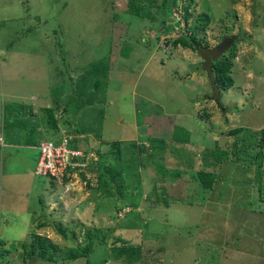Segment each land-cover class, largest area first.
<instances>
[{
	"label": "rangeland",
	"instance_id": "374dc122",
	"mask_svg": "<svg viewBox=\"0 0 264 264\" xmlns=\"http://www.w3.org/2000/svg\"><path fill=\"white\" fill-rule=\"evenodd\" d=\"M137 1L148 11L146 18L129 14L126 0H0V125L6 102H14L11 117L25 122L23 130L12 131L9 146L2 145L0 136L3 171L35 165L37 144L25 148L20 145L24 138L57 142L59 131L78 138L80 150L95 144L100 157L108 155L105 161L122 164L121 184H114L121 191L118 197L94 188L95 170H84L90 187L77 174L66 186H50L48 177L30 170L20 176L22 183L15 179L14 185L20 184L11 189L13 193L2 179L1 204H16L18 212L12 228L0 236L4 242L0 264L8 258L14 259L9 264H22L20 243L27 246L31 234L68 248L81 247L90 237L88 254L67 264H263L264 141L260 179L247 160L224 161L212 168L207 164L211 156L205 153L210 154L215 143L227 147L230 142L240 144L242 137L252 135L255 142L261 138L264 0L190 2L193 27L200 14L209 17L203 30L194 28L201 53L224 35H235L226 50L212 57H228L232 78L230 87L219 89L218 100L202 64L204 54L165 43L177 30L169 20L163 27L159 22L162 0ZM176 19L182 24L180 16ZM127 48L129 57L122 53ZM103 59L108 70L106 89L96 97L102 101L78 109L75 92L80 87L75 88L74 82L87 74L89 62ZM84 83L81 90L94 92L91 83ZM43 107H50L57 118V131L47 126ZM174 124L188 129L186 144L169 139ZM235 128H239L236 133L227 134ZM84 133L90 138L86 144L79 139ZM144 133L166 137L165 144L147 152L141 149L139 154L136 144L142 148L149 144L142 138ZM112 140L121 142L124 163L115 159ZM16 144L21 146L18 150L10 147ZM202 169L217 174L213 189L205 194L195 179ZM181 171L185 173L175 175ZM30 180L40 184L45 200L48 196L58 200L43 205L41 215L34 213L31 227L19 237L18 223L29 212L23 194L28 195ZM45 186H50L47 192L41 190ZM0 218L5 221L11 214L1 212ZM41 218L47 224L37 227ZM50 222L65 226L66 237ZM116 238L119 248L120 241L137 244L142 252L139 259L126 263L123 256L114 258L109 248ZM37 261L27 259L30 264H59Z\"/></svg>",
	"mask_w": 264,
	"mask_h": 264
},
{
	"label": "trees",
	"instance_id": "16d2710c",
	"mask_svg": "<svg viewBox=\"0 0 264 264\" xmlns=\"http://www.w3.org/2000/svg\"><path fill=\"white\" fill-rule=\"evenodd\" d=\"M191 1L192 0H183L182 2H180V0H170V3H169L168 0H162L161 7H160L161 13L159 15L160 17L159 22L162 24V27H163V24L166 20L172 21V24L175 25V28L177 30V34L173 36L171 39H167L165 43L168 42L172 44L174 47L176 45L177 46L179 45L182 48H189L190 50L195 51L197 52V54L200 55L201 54V52L199 51L200 43L198 42V38L195 37L194 28L200 31L203 30L204 27L208 23L209 17L207 14H200V18L197 20V22H195V27H193V23L189 22V17L192 14L191 11L189 10V5ZM126 6H127L128 13L136 16L137 18H146L147 16H149L148 11L143 10L141 7V4H139L137 0H126ZM174 12L177 14V16H180L183 26H180L182 24H180L178 19H176L177 17L173 16ZM122 53L124 56L129 57L130 55L129 48L125 49ZM209 66H210L209 78L213 81V84L217 87V89H227L228 87L232 85V78L228 74L229 67H230L228 57H225V59H223L222 56H219L218 58H214V59L211 58L209 62ZM86 72L87 74L86 73L82 74L74 82L75 88L78 86L80 87V89L79 90L76 89L77 91L75 92V97L77 98L76 106L78 109H81L84 105L100 103L102 99L99 100V98H96V97L98 96V93L100 96H102L106 89L105 85H106L108 70H107V63L106 61H104V59L89 62ZM78 81L80 83H78ZM86 81L91 83V86L93 87L94 92H90V91L87 92L85 91V89L81 90V88L84 87V84H85L84 82ZM13 103L14 102L3 103V107H2L3 118H2L1 126H2V131L4 134L8 133V131L20 130V129L23 130V127L25 126L24 120H20L16 118L13 119L11 117L10 112L14 106ZM42 109L44 111V114L46 115V119H47L46 123L48 124L47 126L51 128L52 131H57L59 124H58V121H56L57 118L55 116H52L51 108L43 107ZM161 128L165 129L164 126H161ZM32 130L33 128H30L29 131H27V133L29 134ZM238 130L239 128L228 130L227 134L232 135L233 133H236ZM83 131L87 132V130H83ZM154 133L158 134V131H155ZM260 133H261V138L256 142L254 141V138L252 137V135H250V138L242 137L240 144H237L236 142H233V143L230 142V143L225 144L226 146L228 145L227 147H221L220 145L216 146V143H215V146H213L210 150V154L205 153L206 155L211 156V159L207 162V164L211 166L212 168H215L216 166L220 165V163L224 161L232 162V161H238L240 159L244 161L247 160V165L252 167L254 177H257L258 179H260V176H259L260 168L259 167H260V163L262 160L260 147L262 145V142L264 141V129H262ZM155 134L151 135L149 133L147 135L144 133V137L142 136V138L148 141L149 144L147 146L144 145L142 148V145L137 143L136 148L139 154H140L141 149H143L142 151L147 152L148 149L154 150L158 148L157 146L160 145L161 147V145L165 144L166 137L155 135ZM100 137H101V134H100ZM168 137L173 143H179L181 145L186 144L190 139L188 129H186L183 126H177L175 124L171 125L170 134L168 135ZM87 138H88L87 136H79L80 141H83L84 143H87L88 141ZM77 139L78 138H75L72 141H68V145L70 147L77 148L78 146L76 142ZM37 141H36V144H38ZM40 141H43V140H40ZM23 143L33 144L35 143V140L30 136V137L24 138ZM120 143H121L120 141L112 140L110 142V146L113 149L112 152L115 155V159L118 162L124 163L123 161H125V158L121 160V156H120V152L118 148ZM87 152H92L94 155V159L90 157V159H92L93 161L90 163L87 161V164L85 165V170L87 171L95 170V173H94L95 174V187L94 188L99 189L100 192H105L106 194H108V196H112L114 192V195L118 197L121 191L119 190V188L116 189L114 187V184L116 183V181H118V184H121L120 172L118 168L121 167L122 164L117 163V165L115 164L113 166V164H111L109 160L105 161L108 155L106 154V156L102 155V157H100L99 152H97L94 146L84 147L83 148L84 155ZM135 158L137 157L135 156ZM34 168H35V165H34ZM34 168H33V173H34ZM160 172H161L160 174H162V170ZM184 173L185 172L182 173V171L180 173L176 172L175 175H178V174L181 175ZM34 174L39 177H48L49 178L48 185L50 186L53 185V183H56L52 176H47V175L43 176V175H38L36 173ZM78 175L82 178V180L86 181L85 185L90 187L89 178L85 177L84 171L78 172ZM215 175H217L215 171H205L203 169L198 171V174L195 176V179L198 182L202 190V193L205 194V190L211 191L213 189ZM67 179H68L67 177H63V182H66ZM191 179L193 180L192 174H191ZM38 186H40V184H38ZM50 186H45L44 188H41V190L43 189L44 191L46 190L47 192V189H50ZM258 186L261 188L260 183L258 184ZM42 197L43 196L41 195L39 197V200L34 201V205H33L34 207H36V210H39L40 212L42 211V206L44 205L43 203L44 201ZM160 198L162 197L160 196ZM164 199H163V202L165 201ZM168 200L170 201L171 198H169ZM164 204H167V202H164ZM49 214L51 215V212ZM35 224L37 226H45L47 224V220L42 219L41 221L40 220L36 221ZM50 225L52 229L56 231L57 233H59L63 238L66 237L65 231L67 230V228L65 226L63 227L61 223L53 224L52 222H50ZM31 235H32L31 239H29L27 246L22 245V243H20V247L22 248V251H23L22 254L20 253L21 255H23L22 261H21L22 264H30L27 262V259H31V260L34 259L35 261H37L38 259V261L40 262H43L42 260H45V261L53 262V263L58 261L59 264H67V262L72 261L78 257L86 256L88 252L91 250V241H90L91 238L90 237L87 238L88 242L85 243L83 246L81 247L74 246V247L68 248V247H58L57 245L53 244L45 236H41L39 234H31ZM118 241L119 239L116 238L114 242L111 243V246L109 248L114 258H119L123 256L124 261L126 263H131L139 259V254L141 255L142 252H140V248L137 244L120 241L118 243L120 244L119 245L120 248H119L116 245V242ZM3 244L4 242L0 240V247H2ZM263 245H264V239H263ZM4 251L5 253H7L6 250ZM20 254L18 253L16 256H19ZM54 255H57V256H54ZM0 256H2L1 253H0ZM10 260L12 261L14 259L8 258L6 261L2 263L9 264L8 262ZM263 264H264V252H263Z\"/></svg>",
	"mask_w": 264,
	"mask_h": 264
},
{
	"label": "built area",
	"instance_id": "2783aa9c",
	"mask_svg": "<svg viewBox=\"0 0 264 264\" xmlns=\"http://www.w3.org/2000/svg\"><path fill=\"white\" fill-rule=\"evenodd\" d=\"M69 137L62 135L57 142L43 140L37 144L38 157L34 173L52 176L57 184L66 185L75 174L83 172L89 154L68 145ZM63 177L67 181L63 182ZM87 178V177H86Z\"/></svg>",
	"mask_w": 264,
	"mask_h": 264
},
{
	"label": "crops",
	"instance_id": "0c3cea01",
	"mask_svg": "<svg viewBox=\"0 0 264 264\" xmlns=\"http://www.w3.org/2000/svg\"><path fill=\"white\" fill-rule=\"evenodd\" d=\"M2 105H3V103H2ZM1 124H2V121H1ZM0 127H1V125H0ZM0 131H1L2 145H3V142H5V144L7 146H9L10 145L9 139L13 136L12 131H8V133H6V134H4L1 129H0ZM13 131H16V130H13ZM59 132L61 133L62 131H59ZM68 135H70V134H68ZM81 136H87L88 137L89 135L87 133H84V134H81ZM37 137L38 136H36L34 138L35 143H33V144H28V143L27 144H24L23 141H21V144L20 145H24L25 148L26 147L32 148V147L36 146V141L40 139V137L39 138H37ZM75 138L76 137L72 138V140H74ZM89 139L90 138L88 137L87 140L89 141ZM77 144H79V143L77 142ZM20 145L16 144V145H11L10 147L11 148H16L18 150V148L21 147ZM94 145H87V147L94 146ZM33 168H34V166L29 167L27 165L26 168H24V169L17 167V168H14L12 170H9V171H3V163H2V164H0V183H2V179H3V181H6L7 182V188H8V190H10V192H13L14 193V191H11V189L12 188H17V186L20 183H22L20 176H22L24 174L31 173V171L33 172ZM18 178H20V183L17 184V185H14V184H16V183H14L15 179L17 180ZM26 186L28 187V189L26 190V192H27L28 195L23 194L24 195L23 197L27 196L28 198H31L34 201L39 200V197L41 196V194H40V191H39V188H38L37 184L36 183L33 184V182L30 180L29 185H26ZM0 188H1V185H0ZM42 191L44 192V190H42ZM45 192H46V190H45ZM19 194H21V193H19ZM14 196H16V195H14ZM28 198L26 199L25 202H27L26 203V207L28 208L29 212H26L27 215L24 216L20 220V223H18L19 237L23 235L24 231H26L27 228H30L31 227V223L33 221V214L34 213H39V215H41L40 211L39 210H36V207L33 206L34 205V201H31L32 202L31 203V202H29ZM49 200H53V201H56L57 202L58 199H57V196H54V197L48 196L47 199L45 200L44 195H43V201H45L44 205L46 204L48 206L49 205V202H50ZM16 210H17L16 204H12V205H9V204L5 205L4 204V205H2L1 204V201H0V217H1V212H4V211H5V213L11 214V218L10 219H6L5 221H2L1 218H0V236L1 237L4 236V229H6V228H12L13 221L15 219H17V212L18 211H16ZM19 211H21V209H19ZM46 211H47V209H46ZM37 227H39V226H37ZM38 263H41V262L38 261Z\"/></svg>",
	"mask_w": 264,
	"mask_h": 264
},
{
	"label": "water",
	"instance_id": "95a60500",
	"mask_svg": "<svg viewBox=\"0 0 264 264\" xmlns=\"http://www.w3.org/2000/svg\"><path fill=\"white\" fill-rule=\"evenodd\" d=\"M234 38H235V35L225 36L215 46H213L211 48H204L203 49L202 54H204V60H203L202 64H204L207 73H210V66H209L210 57H215V56L219 55L222 51L226 50L225 48L229 46V44L231 43V41ZM210 82H211V87L213 90V95L216 99L217 94H218L217 90H216V88L213 84V81L211 79H210Z\"/></svg>",
	"mask_w": 264,
	"mask_h": 264
},
{
	"label": "clouds",
	"instance_id": "9594fccd",
	"mask_svg": "<svg viewBox=\"0 0 264 264\" xmlns=\"http://www.w3.org/2000/svg\"><path fill=\"white\" fill-rule=\"evenodd\" d=\"M175 17H177V16H175ZM171 23H172V21H171ZM163 25H164V24H163ZM225 36H231V35H225ZM225 36H223V37H225ZM223 37H222V38H223ZM219 42H220V41H219ZM219 42H218V43H219ZM218 43H217V44H218ZM168 44H169V43H168ZM215 45H216V44H215ZM215 45H214V46H215ZM212 47H213V46H212ZM210 48H211V47H210ZM202 49H204V48H202ZM227 49H228V48H227ZM221 53H222V52H221ZM221 53H220V54H221ZM201 54H202V53H201ZM220 54H219V55H220ZM217 56H218V55H217ZM211 58H212V57H210V59H211ZM210 59H209V62H210ZM212 59H213V58H212ZM202 62H203V61H202ZM207 77H208V75H207ZM214 86H215V85H214ZM215 88H216L217 93H218V94H217V98L215 99V100H217L218 97H219V93H220V92H219V89H217L216 86H215ZM62 135H66V134H63V131H62V132H61V136H62ZM0 136H1V135H0ZM66 136H68V135H66ZM68 137H69V136H68ZM69 141H72V138H71V137H69ZM76 146H77V145H76ZM77 148H78V146H77ZM81 151L83 152V150H81ZM86 154H89L88 158H90V157H93V158H94V155H93L92 152H87ZM77 175H78V174H77ZM78 176H79V175H78ZM71 181H72V179H71L69 182H71ZM67 183H68V182H67ZM67 183H66V185H67ZM66 185H65V186H66Z\"/></svg>",
	"mask_w": 264,
	"mask_h": 264
}]
</instances>
